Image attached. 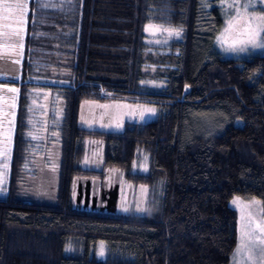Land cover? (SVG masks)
Segmentation results:
<instances>
[{
  "label": "trees",
  "instance_id": "obj_1",
  "mask_svg": "<svg viewBox=\"0 0 264 264\" xmlns=\"http://www.w3.org/2000/svg\"><path fill=\"white\" fill-rule=\"evenodd\" d=\"M199 1L74 0L66 13L29 1L30 36L24 42L7 183L0 197V264H228L237 241V215L229 200H258L264 219V51L220 58L213 48L220 10L214 4L203 9ZM103 2L109 12L100 9ZM147 23L180 29L173 54L142 58ZM109 39L115 42L106 45ZM42 43L71 61L70 78L59 91L64 108L58 167H36L24 180L23 194L26 90L33 86L25 64L26 58L33 62L32 50ZM98 63L108 70L94 71ZM143 66H156L161 73L153 75H164L165 87L141 86L147 75ZM124 100L153 105L159 113L148 122H126L120 132L79 124L82 102ZM200 115L209 127L188 125L191 116ZM2 123L3 131L9 120ZM87 139L102 142L100 168H93L92 160L87 169L80 166L84 149L91 147L84 145ZM138 150L148 156L147 173L130 171ZM121 173L132 184L161 182L150 213H108L71 202L79 178L116 183ZM99 241L106 250L101 260L94 253ZM72 243L76 250L67 252Z\"/></svg>",
  "mask_w": 264,
  "mask_h": 264
},
{
  "label": "rangeland",
  "instance_id": "obj_2",
  "mask_svg": "<svg viewBox=\"0 0 264 264\" xmlns=\"http://www.w3.org/2000/svg\"><path fill=\"white\" fill-rule=\"evenodd\" d=\"M9 0H0L2 5ZM20 7H17V14L19 17V38L17 46V58L19 65V73L22 66V58L25 52V24L27 23V14L29 9L30 0H10ZM41 1L39 6L46 11L53 9H64L65 13L71 11L72 2L74 0H39ZM214 1V2H213ZM201 2V5H200ZM234 0H200L199 6L203 9H209L216 5L220 10V16L222 19V25L215 35L213 40V48L222 59H240L248 58L254 54L261 53L264 49L251 48L249 46L247 51H228V43L231 42L232 36L236 35L233 31L231 34L226 35L228 43L221 44L220 37L224 33V29L228 27L227 21L236 16L237 10L243 13L242 5L247 0H238L235 8H229L227 5L233 3ZM101 10L109 12L110 7L107 2H103L100 6ZM264 14V5L260 4L257 0L253 7H249L248 15H260ZM248 16H245L247 19ZM104 27L113 28L114 25L109 22H103L101 24ZM256 24H253L255 27ZM70 31V30H69ZM179 32V36L175 33ZM142 33L144 35L143 42L147 45L142 53V58L145 59L147 54L155 57L157 55H166L168 53H174L172 44L177 43L181 37L180 29L173 26H165L160 24L147 23L143 26ZM41 35H45L44 33ZM69 35V34H68ZM263 35V33H262ZM27 36H30L27 33ZM33 40L36 39L32 37ZM115 41L112 39L104 40L106 45L113 44ZM108 48V47H107ZM32 51H36L30 55L32 59L26 58L29 61L25 64V68L29 67L28 81L33 85L32 88L27 89V108H26V123L28 126L27 131V151L26 161L23 166L22 181H19L20 191L23 194L26 192V182L24 181L28 176L33 175L36 167L42 165L45 168L55 170L58 167L59 159V124L63 116V98L60 95V87L67 85L70 76V60H67L63 56L62 52L56 47L52 50L46 49L43 46L33 48ZM31 52V51H30ZM103 53H107L106 49H103ZM46 55V61L43 56ZM51 55V56H50ZM150 56V55H149ZM155 60L157 65H167L168 68H173L171 63H167L163 60ZM169 62V61H168ZM28 65V66H27ZM108 70L105 63H98L93 65L94 71ZM142 73H146L143 80H140V85L150 87L154 89H160L165 87L164 75L158 78L156 72L158 69L150 66H143ZM28 73V72H27ZM151 73V74H150ZM160 74L161 72H157ZM164 73V72H163ZM151 75L155 76L153 79ZM19 84V82H18ZM19 91V90H18ZM87 103H93V107L88 109ZM16 101L13 100V106L16 107ZM81 111L79 113V124L85 125V128L98 129L104 131L120 132L124 129L126 122L132 123H144L154 120L159 113V109L149 104L128 103L124 101H86L81 103ZM86 107L87 109H85ZM153 109L154 111H149ZM100 110V111H99ZM209 120L203 116L190 117L188 125L194 129H204L209 127ZM2 131L3 143L0 145V197L6 189L8 163L10 159V150L12 135L14 129V115L12 116V123L6 125ZM5 129V131H4ZM6 136V137H5ZM90 143L88 149H84V156L81 159L80 166L87 169L92 160L93 168H100V154L102 150V142L96 139H87L84 141V145ZM89 161V162H88ZM148 156L141 150H138L135 154V158L130 167L131 172L147 173L148 172ZM25 187V188H24ZM162 190L161 182L150 187L144 184H132L124 178V173L118 176V199L116 213L119 214H133L143 215L150 213L155 204L156 199L160 196ZM77 196V180L71 192V202L76 203ZM236 203H233V201ZM229 206L235 210L237 215V241L236 246L233 249L228 264H264V232L260 231L257 226H264V219L262 215L261 204L256 199L245 200L240 197H232L229 200ZM127 209V211H125ZM76 250L74 244H69L66 248L67 252H73ZM95 257L99 260L106 257L105 243L99 241L95 246Z\"/></svg>",
  "mask_w": 264,
  "mask_h": 264
},
{
  "label": "crops",
  "instance_id": "obj_3",
  "mask_svg": "<svg viewBox=\"0 0 264 264\" xmlns=\"http://www.w3.org/2000/svg\"><path fill=\"white\" fill-rule=\"evenodd\" d=\"M18 21L19 17L15 4L10 0L6 1L4 5L0 3V145L3 143L1 138L3 118L8 119L10 125L12 116L14 115L15 120L17 112V105L16 107L13 106V100L17 104L18 82L21 76L20 69V76L18 77L19 62L16 59L18 33L21 32ZM24 26L25 39L27 38V23ZM90 106L93 107V103H87L86 107L91 110ZM86 107L84 108L87 109Z\"/></svg>",
  "mask_w": 264,
  "mask_h": 264
},
{
  "label": "snow or ice",
  "instance_id": "obj_4",
  "mask_svg": "<svg viewBox=\"0 0 264 264\" xmlns=\"http://www.w3.org/2000/svg\"><path fill=\"white\" fill-rule=\"evenodd\" d=\"M237 2L238 0H234L233 3H229L227 6L229 8H235ZM256 2L257 0H247L242 5L243 13L237 10L236 16L227 21L228 27L224 29V33L219 38L221 44L228 43V40L225 38L226 35L231 34L233 31L236 32V35L232 36L231 42L228 43L226 50L244 52L248 50L249 46L251 48L264 49V35H262L264 33V14L258 16L248 15L249 7H253ZM258 2L264 5V0H258ZM17 7H20V5H17ZM246 15L248 16L247 19H245ZM254 23L256 24L255 27H253ZM175 34L179 36L178 31ZM149 111L154 110L149 109ZM233 203H236V201L234 200ZM257 227L260 228L261 232H264V226L258 225Z\"/></svg>",
  "mask_w": 264,
  "mask_h": 264
},
{
  "label": "water",
  "instance_id": "obj_5",
  "mask_svg": "<svg viewBox=\"0 0 264 264\" xmlns=\"http://www.w3.org/2000/svg\"><path fill=\"white\" fill-rule=\"evenodd\" d=\"M117 182L109 188H102L98 203L100 204L99 210L106 211L108 213H116L117 199H118V176H116ZM99 187L98 180H92L91 178H79L77 180V196L76 205L78 208H90L94 210L96 208V199L94 197L95 188Z\"/></svg>",
  "mask_w": 264,
  "mask_h": 264
},
{
  "label": "flooded vegetation",
  "instance_id": "obj_6",
  "mask_svg": "<svg viewBox=\"0 0 264 264\" xmlns=\"http://www.w3.org/2000/svg\"><path fill=\"white\" fill-rule=\"evenodd\" d=\"M103 185H104V189L106 188H109L110 186L113 185V181L112 179H109V180H105V182H102ZM102 183L99 184V187L98 188H95L93 194H94V197L97 198L96 199V210H99V207H100V204L98 203V199H99V196H100V191H101V188H102Z\"/></svg>",
  "mask_w": 264,
  "mask_h": 264
}]
</instances>
